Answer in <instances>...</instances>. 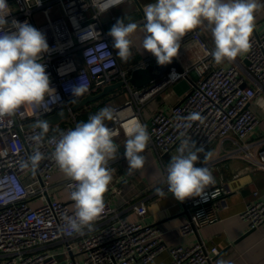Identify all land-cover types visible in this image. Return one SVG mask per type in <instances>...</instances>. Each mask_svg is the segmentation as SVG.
Listing matches in <instances>:
<instances>
[{
  "label": "built area",
  "instance_id": "built-area-1",
  "mask_svg": "<svg viewBox=\"0 0 264 264\" xmlns=\"http://www.w3.org/2000/svg\"><path fill=\"white\" fill-rule=\"evenodd\" d=\"M129 1L124 0L97 15L93 0H41L40 5H36V0H7L11 9L7 28H11L13 20L27 21L45 34L49 52L44 54L42 63L47 66L51 86L59 99L50 109L22 108L14 116L0 118V264H154L165 252L171 256L169 264H213L220 255L218 248L209 250L202 242L192 247H169L164 241L162 226L119 219L120 212L107 202L91 231L85 229L83 235H67L63 231L64 218L74 215V210L66 203L49 198L53 176L62 173L52 152L60 133L78 124V112L71 111L75 102L101 92L106 86L125 82L131 92L129 101L113 108L114 118L105 121L118 132L116 140L126 137L124 126L131 121L144 124L142 109L150 100L190 78L193 72L197 73L198 79L191 84L190 91L169 114L159 112L149 126L144 124L150 134L149 146L160 162L164 164L166 155L178 153L182 139L191 138L205 152L216 143L230 141L236 156L255 170H264V137L255 139L262 122L256 106L264 107V34L251 38L246 69L214 67L207 48L206 56L193 67L183 65V73L172 70L151 85L133 90L128 83L131 72L122 67L112 47V38L107 35V25L119 18L116 10ZM90 25L95 31L81 42V35ZM191 41L204 47L197 28L185 34L180 46ZM178 57L181 60L183 54ZM152 61L144 62L141 67ZM80 80L88 91L73 101L70 88ZM63 110L70 112L68 123L59 130L49 126L48 133L37 144L33 139L40 132L37 122ZM192 113H199L203 123L188 120ZM37 148L46 158L35 173L30 168H21V162L28 160ZM66 186L70 194L76 184L68 179ZM108 190L114 193L116 189ZM225 194L226 188L220 186L206 190L202 197L190 198L186 203L190 215L180 228L182 235L198 234L217 224L218 207ZM42 197L47 198L45 204L31 207L32 201ZM137 213L146 216L145 206L137 207ZM240 219L249 231L264 227V200L249 204ZM76 238H81L79 246L69 252L84 255L81 261L70 259L69 252H66L69 259L61 260L51 251L55 244Z\"/></svg>",
  "mask_w": 264,
  "mask_h": 264
},
{
  "label": "clouds",
  "instance_id": "clouds-1",
  "mask_svg": "<svg viewBox=\"0 0 264 264\" xmlns=\"http://www.w3.org/2000/svg\"><path fill=\"white\" fill-rule=\"evenodd\" d=\"M123 2L93 0L92 6L97 15H102ZM40 3L41 0H36V5ZM262 9L264 4L260 0H155L144 8L142 48L159 66L170 65L178 55L185 34L206 25L214 42V49L209 53L214 62L217 65L232 62L251 48L256 13ZM10 14L7 0H0V118L14 116L22 108L50 109V105L59 99L56 89L51 86L47 66L42 63L44 54L49 52L45 34L27 21L13 20L11 28H7ZM138 27L136 22L125 23L123 17L118 18L107 33L117 56L124 62L132 56V36ZM94 31V26L90 25L81 35V42ZM70 91L75 101L88 91V87L80 80ZM113 118V109L104 107L87 122L61 132L55 142L52 158L59 170L76 184L70 193L74 215L64 218L63 231L67 235H83L85 229L91 231L104 211V194L115 171L110 162L117 159L119 151L114 142L118 132L105 124V120ZM187 119L201 123L204 120L199 113H192ZM36 127L40 132L33 139L38 144L48 133L49 122L40 120ZM124 132L127 140L123 155L131 173L144 167L142 153L148 146L150 134L146 125L138 120L126 124ZM200 153L204 154L205 162L212 156L211 151L198 148L191 138L182 139L178 154L166 166V191L179 202L202 197L206 189L215 184V177L208 167L196 166ZM45 158L37 148L20 166L35 173ZM156 192L165 195V189L157 188ZM218 264L227 262L219 261Z\"/></svg>",
  "mask_w": 264,
  "mask_h": 264
},
{
  "label": "crops",
  "instance_id": "crops-1",
  "mask_svg": "<svg viewBox=\"0 0 264 264\" xmlns=\"http://www.w3.org/2000/svg\"><path fill=\"white\" fill-rule=\"evenodd\" d=\"M154 2L155 0H130L116 10L119 18H125V23L136 22L140 25L132 36V56L127 62L118 57L122 67L127 71L131 72L134 68L142 66L144 62H149V60H153L152 62L156 60L142 48L144 8ZM260 3L264 4V0H260ZM113 24L107 25L108 31ZM197 30L200 33L204 47L196 41L180 46L177 56L183 54L181 62L185 67H193L199 60L204 58L206 56L205 49L208 48L210 51L214 49L210 28L202 25ZM262 34H264V9L256 13L255 28L251 38ZM115 51L117 50L115 49ZM248 54L249 51L238 56L232 62L225 61L219 65L214 62L212 57L211 61L214 67L240 66L246 69L248 67ZM197 79V73L193 72L190 78L183 80H187L191 86ZM178 83L168 88L163 94L150 100L143 107L141 119L144 124L149 126L154 115L159 112L169 114L171 108L184 99L188 92L180 94L177 91ZM132 89L134 90L133 87ZM101 92L91 95H97ZM130 99L131 92L125 86L107 97L79 109L77 111L78 123L87 122L90 116L95 115L104 107L113 109L116 106H123ZM256 109L262 117V122L257 129L255 139L264 137V107L257 104ZM105 121L109 122L110 120ZM67 123L68 120L66 119L60 124L50 127H53L52 130H59ZM126 140L127 137L125 136L114 140L119 151L117 159L110 162V167L115 171L108 189L113 188L116 190L114 193L107 190L104 194V201L120 212L119 219L138 222L143 225L162 226L165 230L164 241L169 247H192L202 242L209 250L218 248L220 255L214 259L213 264H218L219 261H225L227 264H264V227L249 231L247 225L240 219V215L249 204L264 200V170H255L242 158L236 156L234 154L235 147L230 141L214 144L208 150L211 151L212 156L206 162L203 160L204 154H200V160L196 166L208 167L215 177V184L209 186L206 190L224 186L226 194L218 207L220 221L217 224L202 229L198 234L183 236L180 228L183 222L189 218L190 211L186 203L190 198L184 202H179L166 191L164 170V166L166 167L171 158L178 153L173 152L166 155L163 159L164 164H162L148 143L142 153L145 157L144 167L129 173L128 164L123 155ZM68 179L63 173H56L52 178L53 189L50 191L49 198L66 203L71 210H74V202L70 199L66 186ZM157 188L165 189V195H158ZM46 202L47 198L42 197L32 201L31 207L38 208ZM140 205H144L147 210L144 217L139 216L137 213V207ZM80 241L81 238H76L70 242H59L51 248V251L58 254L61 260L70 258L81 261L84 255L69 252L70 249L77 248ZM66 252H69V258L66 256ZM170 262L171 256L168 252H165L157 258L154 264H169Z\"/></svg>",
  "mask_w": 264,
  "mask_h": 264
},
{
  "label": "water",
  "instance_id": "water-1",
  "mask_svg": "<svg viewBox=\"0 0 264 264\" xmlns=\"http://www.w3.org/2000/svg\"><path fill=\"white\" fill-rule=\"evenodd\" d=\"M12 1V0H9ZM247 64H249L247 62ZM172 70H176L179 73L184 72L183 64L180 58L177 56L174 58L172 64L166 66H159L156 60L153 63L148 64L146 67H137L131 71L128 83L134 89H143L153 82L162 79L164 76L168 75ZM126 86L125 82H119L110 86H106L103 91L97 95H89L81 101L75 102L71 108L72 112H76L81 108H85L91 103L97 102L98 100L107 97L111 93ZM69 110L60 111L53 116L45 119L49 122V126H55L60 124L62 121L69 118Z\"/></svg>",
  "mask_w": 264,
  "mask_h": 264
},
{
  "label": "rangeland",
  "instance_id": "rangeland-1",
  "mask_svg": "<svg viewBox=\"0 0 264 264\" xmlns=\"http://www.w3.org/2000/svg\"><path fill=\"white\" fill-rule=\"evenodd\" d=\"M105 19H109V16L106 17ZM178 88H177V91L180 93V94H186L187 92L190 91V84L187 80H182L178 83ZM255 110V108H254Z\"/></svg>",
  "mask_w": 264,
  "mask_h": 264
}]
</instances>
